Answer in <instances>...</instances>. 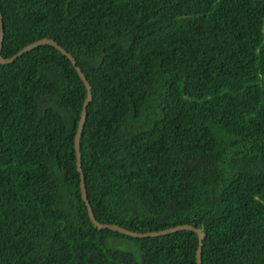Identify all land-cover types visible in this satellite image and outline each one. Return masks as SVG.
<instances>
[{
  "label": "trees",
  "instance_id": "1",
  "mask_svg": "<svg viewBox=\"0 0 264 264\" xmlns=\"http://www.w3.org/2000/svg\"><path fill=\"white\" fill-rule=\"evenodd\" d=\"M0 6L4 58L52 39L92 87L80 145L99 223L189 225L203 264H264V0ZM87 94L51 45L0 64V264H198L193 231L91 222L75 151Z\"/></svg>",
  "mask_w": 264,
  "mask_h": 264
},
{
  "label": "water",
  "instance_id": "2",
  "mask_svg": "<svg viewBox=\"0 0 264 264\" xmlns=\"http://www.w3.org/2000/svg\"><path fill=\"white\" fill-rule=\"evenodd\" d=\"M4 34H5V28H4V21H3V15H2V10H1V6H0V64L5 65V64H11L13 63L17 58H19L20 56H22L23 54L35 49L38 46L41 45H51L53 47H55L56 49H58L63 55L67 56L70 61L72 62L73 66L75 67L77 73L79 74V76L81 77V79L83 80L86 89H87V98L83 104V111H82V115H81V119L79 122V126H78V130L76 133V137H75V151H76V157H77V168H78V172L81 174V193H82V199L85 202L87 208H88V213H89V217L91 222L94 224V226L96 228H98L100 231L102 230H111L117 233H121L123 235L129 236V237H133V238H148V237H161V236H166L172 233H176L178 231L181 230H189V231H193L195 232L198 237H199V248H198V252H197V263L198 264H203V244H204V239H205V235L203 233V231L201 229L195 228L193 226H189V225H184V226H179V227H175V228H171L169 230H165V231H160V232H152V233H146V234H141V233H135V232H131L123 227H120L118 225H113V224H101L97 221V219L95 218L93 209L89 203L88 200V193H87V187H86V179L85 176L83 174L82 171V154H81V145H80V140H81V136L87 121V109L89 104L92 101V87L90 85V83L87 80L86 75L83 73L82 69L77 65V61L76 59L69 53L67 52L63 47H61L56 41L52 40V39H42L39 40L33 44L28 45L27 47H25L23 50H21L18 54H16L15 56L11 57V58H4L2 56V49H3V43H4Z\"/></svg>",
  "mask_w": 264,
  "mask_h": 264
},
{
  "label": "rangeland",
  "instance_id": "3",
  "mask_svg": "<svg viewBox=\"0 0 264 264\" xmlns=\"http://www.w3.org/2000/svg\"><path fill=\"white\" fill-rule=\"evenodd\" d=\"M111 245V243H110ZM112 248L120 250V251H130L134 252L136 247L133 243L125 242V241H112Z\"/></svg>",
  "mask_w": 264,
  "mask_h": 264
}]
</instances>
